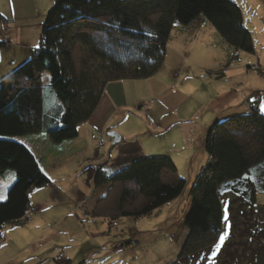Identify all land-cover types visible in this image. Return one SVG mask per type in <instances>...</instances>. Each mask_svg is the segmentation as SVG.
Segmentation results:
<instances>
[{"label":"trees","instance_id":"trees-1","mask_svg":"<svg viewBox=\"0 0 264 264\" xmlns=\"http://www.w3.org/2000/svg\"><path fill=\"white\" fill-rule=\"evenodd\" d=\"M200 20L227 45L220 80L242 62L241 53L257 54L255 34L232 0H54L39 48L0 81V178L7 181L11 174L15 180L0 201V240L7 226L28 222L31 193L52 186L18 139L42 134L55 144L75 140L109 83L155 76L174 36ZM247 68V74L264 75L260 61ZM44 73L51 75L47 86ZM251 96L244 103L249 113L216 120L209 128L207 163L189 192V234L179 261L220 249L239 234L247 250L235 264H264V205L258 200L264 195V112L262 92ZM130 146L113 163L116 171L99 167L89 175L96 190L109 186L91 216L111 225L121 218H146L182 197L187 187L170 156H144Z\"/></svg>","mask_w":264,"mask_h":264},{"label":"rangeland","instance_id":"rangeland-1","mask_svg":"<svg viewBox=\"0 0 264 264\" xmlns=\"http://www.w3.org/2000/svg\"><path fill=\"white\" fill-rule=\"evenodd\" d=\"M232 1L242 9L247 27L260 40L257 54L241 53L242 62L232 65L238 68L231 70L228 79L217 77L226 66L227 45L208 24L211 33L203 26L204 32L200 34L193 29L186 38L181 35L182 38L170 41L166 61L155 76L111 82L125 85L129 99L111 121V125L119 124L117 129L105 130V146L100 144L98 132L93 134L95 141L90 140V151L83 153L87 147L88 126L79 131L80 138L61 144L50 142L43 146L42 139L47 136L42 134L18 139L36 152L40 168L52 186L37 188L31 193L26 224L7 226L2 231L0 264H60V258L69 260L70 264H235L246 253L245 240L238 234L220 249L178 260L189 234L186 227L191 207L189 192L198 176L199 165L206 162L203 147L208 128L217 120L211 103L218 93L231 89L234 82V89L239 88L236 90L240 94L245 89L247 92L264 90V75L256 72L248 76L246 72L247 67L258 61L264 69V0ZM13 3V14L6 13L9 14L6 18L13 19L5 31L2 28V38L4 33V39L9 40L8 28H12L14 37L19 34L29 50L20 55V43L13 46L7 42L8 47L1 54L2 65L15 56L22 60V65L31 57L30 50L39 48L42 24L54 0H13ZM5 68L4 64L2 72ZM50 81L51 75L44 73V84L47 86ZM188 122L193 124L187 126ZM154 126H162V134ZM109 132L126 138L117 143ZM134 133L137 138L128 141ZM130 143L144 156L173 155L187 187L182 197L146 218H121L111 225L107 219L91 216L95 200L109 186L96 190L89 175L99 167L116 171L118 168L113 163L120 159L122 150L130 149ZM3 178V185L8 183L10 188L11 177L7 176L6 182ZM258 200L264 205V195H259Z\"/></svg>","mask_w":264,"mask_h":264},{"label":"crops","instance_id":"crops-1","mask_svg":"<svg viewBox=\"0 0 264 264\" xmlns=\"http://www.w3.org/2000/svg\"><path fill=\"white\" fill-rule=\"evenodd\" d=\"M34 1L40 2L42 0H34ZM13 6H14L13 0H0V56L2 54V50L7 49V47H8V46H6V44L4 42V33H3V38H2V28H4V31H5V29L11 25L10 21L13 18L12 19L6 18V15H9L6 13L8 12V13H11V15H12L13 12L15 11ZM244 16H245V14H244ZM245 25H246V16H245ZM203 26H205V29H204L205 31H209L211 33V29H210L211 27H209L208 23L206 21L200 20V21H197L196 23H194V25L185 29L183 32L177 33L174 36L173 40L179 39L182 37L186 38L187 33H190L193 29H194L195 33L200 34V33L204 32V30L202 28ZM246 27H247V25H246ZM11 29L12 28H10V29L8 28V30L10 31L9 43H12L13 46H15V44L19 45L18 43H20V48H22L20 50V55H22V53L25 55L27 50H29L28 47L23 45V43L21 42V38H20L19 34H17V36L14 37V35H13L14 32ZM253 34H255V33H253ZM181 35H183V36L181 37ZM201 37L204 38V34ZM255 40L257 42L260 39L258 40V38H255ZM12 45H10V46H12ZM33 50L34 49L30 50L31 54H32ZM16 51H19V50L16 49ZM19 59H20L19 57L15 56V57H11V58H8L7 60H5L3 65L5 64L6 68L2 72V66H3L2 65V56L0 57V81L2 80V77H4V75L11 73L20 65V63H21L20 61H22V60L21 59L19 60ZM237 68L238 67H235V66L230 67V69L227 70V73H226L227 75H229L228 77H230V75H231V70L237 69ZM250 74L251 73H249L248 76ZM237 77H239V75H237L236 78ZM231 84H232V82H231ZM234 86L235 85L232 84L231 89L225 90L224 93H218V96H216L215 99L213 100V102L211 103L212 104L211 107L213 108V110H215L217 112L215 119L224 120V119L230 118L232 116L243 115V114L249 113L250 111L247 108L246 104H245V106H243V104L245 103V101L251 100L252 99L251 95H254L258 91L262 92V96H261L262 99L260 101V104H261V110L264 112V90L260 89V90L255 91V92L249 90L247 92L245 89L243 94H240L238 92V90L234 89ZM262 88L264 89V85H262ZM128 99L129 98H128L127 91L125 89V85H123L119 82L111 83V84L107 85L106 90L104 92V95L102 97V100H101L97 110L93 114L92 118L89 120V122H87L86 124H83L79 128V131L82 130V128L84 126H88V128H89V133L86 136L87 137V147L84 149L83 153H87V151H90V140L95 141V136H93V134H97L98 132H99V134H101V133L104 134L105 130L108 131V130H112V129H117V125H119V124L111 125V121H113L114 117L116 116L117 110H121L120 108H123L124 102H126ZM191 124H193V122H188L187 126H191ZM148 127H151V125H148ZM154 127H157V126H154ZM157 128L160 129L159 135L162 134V132H163V129H161L162 126H158ZM90 134L93 137V139L92 138L90 139V136H89ZM108 135H110V132L108 133ZM137 135L140 136L139 134H137ZM78 138H80V135ZM78 138H76V139H78ZM125 138H126L125 136H122L121 141H122V139H125ZM135 138H137L136 133L130 134V138H128V141L134 140ZM42 140H43V143H42L43 146L51 144L50 143L51 141L48 137L46 139L43 138ZM122 142H124V141H122ZM42 144L37 145V149H38V147L42 146ZM29 149L37 158L36 152L32 148H29ZM203 149L205 151V147H203ZM205 155H206V162L199 165V168H200L199 173H200L201 169L207 163L208 154L206 153V151H205ZM171 158L176 163V160L173 157V155L171 156ZM8 176L11 177L9 179V183H13L15 181L14 176L11 174H9ZM2 182L3 181L0 178V199L3 198V200H0V201L6 200L7 193L9 190V186H7L8 183L3 185ZM5 182H6V180H5Z\"/></svg>","mask_w":264,"mask_h":264},{"label":"water","instance_id":"water-1","mask_svg":"<svg viewBox=\"0 0 264 264\" xmlns=\"http://www.w3.org/2000/svg\"><path fill=\"white\" fill-rule=\"evenodd\" d=\"M110 135H112L115 139V142L119 143L121 142V136L118 135L117 133H111Z\"/></svg>","mask_w":264,"mask_h":264},{"label":"built area","instance_id":"built-area-1","mask_svg":"<svg viewBox=\"0 0 264 264\" xmlns=\"http://www.w3.org/2000/svg\"><path fill=\"white\" fill-rule=\"evenodd\" d=\"M5 41H6V39H5ZM101 143H102V145L104 144L103 136H102V139H101ZM210 158H212V157L210 156Z\"/></svg>","mask_w":264,"mask_h":264}]
</instances>
